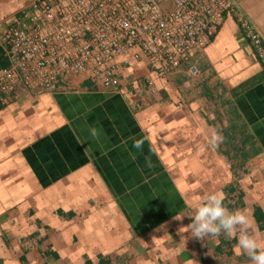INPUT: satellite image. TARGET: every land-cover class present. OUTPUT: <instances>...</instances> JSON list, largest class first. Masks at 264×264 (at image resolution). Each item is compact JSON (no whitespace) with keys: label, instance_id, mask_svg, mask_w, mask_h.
<instances>
[{"label":"crops","instance_id":"crops-1","mask_svg":"<svg viewBox=\"0 0 264 264\" xmlns=\"http://www.w3.org/2000/svg\"><path fill=\"white\" fill-rule=\"evenodd\" d=\"M28 1L0 0V34ZM235 12L166 76L130 60L112 89L75 78L0 106V264H251L235 239L196 240L174 219L218 191L264 240V65L237 23L264 45V0Z\"/></svg>","mask_w":264,"mask_h":264},{"label":"built area","instance_id":"built-area-1","mask_svg":"<svg viewBox=\"0 0 264 264\" xmlns=\"http://www.w3.org/2000/svg\"><path fill=\"white\" fill-rule=\"evenodd\" d=\"M237 1L29 0L0 34L6 59L0 67V106L69 90L75 78L112 89L130 60L143 59L154 76H166L211 41ZM237 23L264 65L258 34L241 18ZM144 84L151 93L152 80L147 77Z\"/></svg>","mask_w":264,"mask_h":264},{"label":"clouds","instance_id":"clouds-1","mask_svg":"<svg viewBox=\"0 0 264 264\" xmlns=\"http://www.w3.org/2000/svg\"><path fill=\"white\" fill-rule=\"evenodd\" d=\"M100 131L96 128L90 129V136L98 139ZM222 133L212 128L208 133V144L212 148H218L223 142ZM143 139L135 140L133 147L142 149ZM225 195L222 192H209L189 204L190 214H181L174 217L182 221L185 216L191 222L181 225L180 233H189L196 240L207 237H218L222 232L228 239H235V252L237 255H246L251 264H264V240L252 231L251 220L247 213L241 209L229 210L225 204Z\"/></svg>","mask_w":264,"mask_h":264},{"label":"rangeland","instance_id":"rangeland-1","mask_svg":"<svg viewBox=\"0 0 264 264\" xmlns=\"http://www.w3.org/2000/svg\"><path fill=\"white\" fill-rule=\"evenodd\" d=\"M245 41V40H244ZM246 42V41H245Z\"/></svg>","mask_w":264,"mask_h":264}]
</instances>
